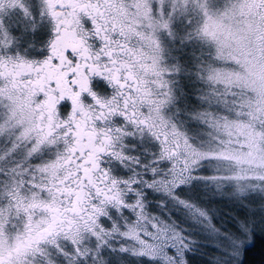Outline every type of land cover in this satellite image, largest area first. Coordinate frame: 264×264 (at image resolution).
<instances>
[{
	"label": "snow or ice",
	"instance_id": "1",
	"mask_svg": "<svg viewBox=\"0 0 264 264\" xmlns=\"http://www.w3.org/2000/svg\"><path fill=\"white\" fill-rule=\"evenodd\" d=\"M239 7L264 15V0ZM45 11L46 56L0 54V264H106L102 246L145 264H243L264 192L245 193L231 157L181 128L191 104L212 106L194 91L191 39L175 35L181 15L192 23L188 0H43ZM145 134L152 146L136 151Z\"/></svg>",
	"mask_w": 264,
	"mask_h": 264
},
{
	"label": "rangeland",
	"instance_id": "2",
	"mask_svg": "<svg viewBox=\"0 0 264 264\" xmlns=\"http://www.w3.org/2000/svg\"><path fill=\"white\" fill-rule=\"evenodd\" d=\"M247 2L188 0L191 25L184 23L182 15L177 20V41L182 37L186 41L191 39V65L188 67L195 73V79L204 82L201 86H194V91L199 96L202 94V99L212 101V106L203 110L197 105L199 108L190 116L194 124L191 129L185 127L183 122L181 128L187 131L191 142L201 151L212 150L231 157L222 162L223 166L229 170V174L241 178L240 185L244 187L245 193L253 191L246 187L252 183L260 184L254 190L260 193L264 192V181L248 178L264 174V111H258L261 108L258 101L264 92V39L261 38L264 36V15L247 9L242 13L239 6ZM23 3L30 9V15H26L19 6L9 7L5 4L0 9L3 25L0 28V39H11L10 44H0V54H18L13 45L15 33L12 30L30 29L37 20L45 21L51 27L47 12L41 14L43 0H23ZM201 5L206 9L204 15L199 14ZM205 27L210 34L203 33ZM5 30L8 36L4 35ZM197 46L207 53L203 60L199 59ZM214 76L228 80L229 83H216L212 78ZM7 103L6 100H0V113ZM151 146L145 134L142 145L137 142L135 150ZM109 211L113 216L116 215L111 209ZM255 227L258 231L264 230V224L260 222H256L253 229ZM110 243L117 248L121 243L131 246L130 241L115 238ZM90 245L95 247V241H91ZM101 254L106 264H145L142 257L127 252H113L105 246H102Z\"/></svg>",
	"mask_w": 264,
	"mask_h": 264
},
{
	"label": "flooded vegetation",
	"instance_id": "3",
	"mask_svg": "<svg viewBox=\"0 0 264 264\" xmlns=\"http://www.w3.org/2000/svg\"><path fill=\"white\" fill-rule=\"evenodd\" d=\"M48 18L51 27H48L45 21L40 22V20H37L38 22H36L35 26L30 27V29L15 28L17 30H12L13 33H15V41L13 45H15V49L18 50L17 53L19 56L30 59H40L47 55L48 41L53 35V22L49 16ZM92 86L94 89L102 93L107 91L104 82H101L98 77H93Z\"/></svg>",
	"mask_w": 264,
	"mask_h": 264
},
{
	"label": "trees",
	"instance_id": "4",
	"mask_svg": "<svg viewBox=\"0 0 264 264\" xmlns=\"http://www.w3.org/2000/svg\"><path fill=\"white\" fill-rule=\"evenodd\" d=\"M202 52L203 49L197 46V53L199 59L203 60L205 56L201 55ZM200 97L203 98L202 94H200ZM197 107V104H191L187 109V112L190 113V115L186 118L181 119V123L183 122L182 124H184L185 127H187L188 129H191L194 126V124H192V121H190V116L195 112ZM199 109L203 110L201 107ZM241 242H243L241 245V250L243 254V264H264V230L258 231L255 227L251 232V235L242 240Z\"/></svg>",
	"mask_w": 264,
	"mask_h": 264
}]
</instances>
